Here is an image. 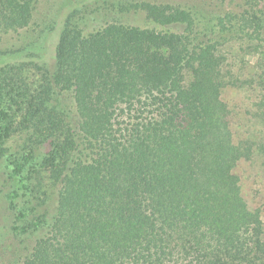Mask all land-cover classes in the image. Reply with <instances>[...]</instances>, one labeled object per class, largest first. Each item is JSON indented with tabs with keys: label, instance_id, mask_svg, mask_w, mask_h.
Returning <instances> with one entry per match:
<instances>
[{
	"label": "trees",
	"instance_id": "obj_1",
	"mask_svg": "<svg viewBox=\"0 0 264 264\" xmlns=\"http://www.w3.org/2000/svg\"><path fill=\"white\" fill-rule=\"evenodd\" d=\"M40 2L0 0V34L29 28ZM113 7L118 16L142 10L155 24L184 28L113 20L60 34L47 92L66 103L50 108L43 162L6 159L14 183L7 198L19 219L41 192L35 173L47 169L59 186L55 219L34 225H47V236L24 264H264V211L252 206L237 172L264 143L235 134L222 92L240 76L207 39L209 31L221 39L242 31L264 40L262 20L247 30L219 17L202 29L178 6L98 9L107 16ZM22 67H0V141L22 117L15 108ZM34 114L23 116L31 123Z\"/></svg>",
	"mask_w": 264,
	"mask_h": 264
},
{
	"label": "rangeland",
	"instance_id": "obj_2",
	"mask_svg": "<svg viewBox=\"0 0 264 264\" xmlns=\"http://www.w3.org/2000/svg\"><path fill=\"white\" fill-rule=\"evenodd\" d=\"M134 2L192 10L196 24L202 29L216 27L219 17L244 24L247 30L257 27L259 20L264 25V0H41L35 11L34 24L16 33L0 34V67L14 63L23 66L22 82L15 86V108H22V117L11 121L0 141V264H24L33 254L38 241L47 236V225L38 231L34 225L38 220L52 223L56 216L59 186L44 168L35 173L32 179L33 183L42 184L41 192L27 204L26 217L18 218L7 198L14 183L6 168V159L28 161L31 165L43 162L49 137L47 131L49 127L52 128V124H48L50 108L57 105L59 99L57 92L54 95L50 94L51 91L47 92V70L54 68L60 34L75 23L82 24L85 32L89 33L113 20L158 31L183 30L184 27L180 25L164 27L155 24L142 10L118 16L113 7V11L106 16L98 9L107 4ZM259 36L246 35L241 31L233 39H221L209 31L207 39L216 55H227L228 68L240 76V81L229 82L222 92L223 99L232 109L235 134L241 138L255 135L257 141L264 143V40ZM24 92L29 94L26 99ZM59 100L65 102L66 98ZM24 109L34 111L36 121L27 122L23 116L26 113ZM57 115L54 113V117ZM262 146L257 157L240 164L237 172L242 176L244 190L252 206H261L264 211ZM250 261L263 264L259 259Z\"/></svg>",
	"mask_w": 264,
	"mask_h": 264
}]
</instances>
